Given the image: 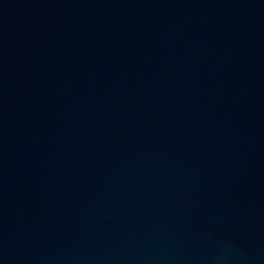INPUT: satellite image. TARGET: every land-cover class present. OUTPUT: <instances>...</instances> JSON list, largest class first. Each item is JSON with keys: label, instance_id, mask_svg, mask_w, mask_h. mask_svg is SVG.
<instances>
[{"label": "water", "instance_id": "1", "mask_svg": "<svg viewBox=\"0 0 264 264\" xmlns=\"http://www.w3.org/2000/svg\"><path fill=\"white\" fill-rule=\"evenodd\" d=\"M0 264H264V0H0Z\"/></svg>", "mask_w": 264, "mask_h": 264}]
</instances>
